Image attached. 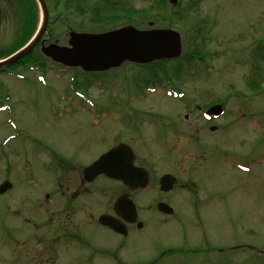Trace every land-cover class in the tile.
Masks as SVG:
<instances>
[{
	"label": "rangeland",
	"instance_id": "1",
	"mask_svg": "<svg viewBox=\"0 0 264 264\" xmlns=\"http://www.w3.org/2000/svg\"><path fill=\"white\" fill-rule=\"evenodd\" d=\"M127 1L117 12L125 20L110 26L80 19L72 10L66 21L75 30L81 25L103 31L128 20L125 11L148 7L143 0ZM188 2L182 0L175 15L168 8L152 12L159 17L154 25L180 32L184 50L194 56L191 70L190 61L184 64L182 81L170 86L158 73L171 96L162 85L140 92L129 82L140 68L128 65L88 90L75 79L77 96L68 88L73 73L64 69L0 74V183L13 184L0 195V264H264V0H199L198 10L186 13ZM48 8L51 34L63 38L67 28L58 19L65 12L55 1ZM0 10L2 51L17 38L21 6L0 0ZM201 55L204 62L195 64ZM247 76H254L249 83L260 81L258 94L247 87ZM171 89L183 96L173 97ZM218 99L225 115L208 124L198 111ZM79 103L89 108L79 111ZM254 121L259 131H252ZM188 130L200 134L189 138ZM118 140L130 141L136 163L152 180L131 194L143 228L125 237L96 222L125 189L99 178L93 194L75 200L73 212L64 208L70 197L61 194H75L81 169ZM166 173L178 179L171 194L158 189ZM159 201L174 209L172 217H159ZM60 224L80 229L58 234Z\"/></svg>",
	"mask_w": 264,
	"mask_h": 264
},
{
	"label": "water",
	"instance_id": "2",
	"mask_svg": "<svg viewBox=\"0 0 264 264\" xmlns=\"http://www.w3.org/2000/svg\"><path fill=\"white\" fill-rule=\"evenodd\" d=\"M42 13V22L36 35L22 49L11 57L0 62V68L16 62L31 53L47 30L48 9L44 0H36ZM175 5L177 0H169ZM41 53L67 67H79L84 71H106L129 61L137 64H147L153 60L172 59L181 51L179 34L173 30H138L129 26L101 34H84L71 31L67 46L52 43L41 46ZM217 115L221 106L212 107ZM134 154L125 144H119L103 153L97 160L83 170L84 180L90 182L98 176L120 181L130 190L147 187L150 181L149 172L134 166ZM160 190L168 191L175 183L172 175H163L160 180ZM9 181L0 184V194L11 188ZM114 213L101 215L98 223L112 229L114 232L126 235V228L121 223L136 221V208L127 195L118 197L113 205ZM157 209L165 214H171L172 209L165 203H158ZM142 224L137 223L140 228Z\"/></svg>",
	"mask_w": 264,
	"mask_h": 264
},
{
	"label": "trees",
	"instance_id": "3",
	"mask_svg": "<svg viewBox=\"0 0 264 264\" xmlns=\"http://www.w3.org/2000/svg\"><path fill=\"white\" fill-rule=\"evenodd\" d=\"M17 1L21 6V11L19 12L20 21L18 25L17 38L15 42L11 44V47L0 51V59L9 56L13 52L21 48L31 38L34 31L36 30V26L38 23V9L35 0H17ZM45 1L51 3L55 1L57 4H61V8L65 12V16L63 18L61 17L58 20L66 21L67 12L72 10L80 19H86V18L89 19L90 17H93L96 19L112 20V23L120 20H124L125 17L123 16L124 18L117 19L114 18L113 16H107V15L102 16V13L107 12V9L110 10L109 13H112V11H118L119 10L118 4L120 5L128 4L127 0H118V2L111 0H45ZM143 1L148 4L147 8L140 10L129 9L124 12L125 16L135 17L137 15L136 17L149 18V16L152 15L154 18L151 21L154 22V20H159L158 14H154V13L152 14V12H159L160 6H165L167 4V0H143ZM187 5L188 7L184 9V12L190 11V2ZM168 7L173 9V13L175 11L180 12L182 10L180 4L177 5L176 9H174V7H171L169 5ZM192 7H195V5L193 4ZM1 12L2 10H0V15ZM76 28L78 30H82L81 25H77ZM198 31L200 33L199 29ZM49 32H51V30H49ZM199 36L200 35H198V37ZM201 47H202L201 52L205 51L203 50L205 47L204 44ZM186 51L184 52L182 59L186 62H189L194 56ZM129 64L130 63H128V65ZM168 64H169L168 62L159 61V62H153L149 65H143L141 67L143 70L146 71L147 74H149L153 78L155 77L158 78L157 75L161 71L166 76H168L169 72L174 76H178L179 72H182L183 65L181 66L179 63L175 62V65L169 67ZM47 69L58 71L60 73H61L60 69H64L66 70V73H73L70 84V87L72 89H74L76 85L75 77L78 75V73L81 72V70L78 68L76 69L64 68L63 66L54 63L50 59L46 58L39 50H35L32 53H29L27 56H24L22 59L18 60L17 62L8 65L5 68H2L0 70V73L13 74V73H19L20 71L39 72L42 70L43 72H46ZM92 74L93 76L87 75V78L90 80L95 79L96 81L100 80L99 78L105 75V73H92ZM86 83L88 82L86 81ZM77 84L81 85L82 83L77 82Z\"/></svg>",
	"mask_w": 264,
	"mask_h": 264
},
{
	"label": "flooded vegetation",
	"instance_id": "4",
	"mask_svg": "<svg viewBox=\"0 0 264 264\" xmlns=\"http://www.w3.org/2000/svg\"><path fill=\"white\" fill-rule=\"evenodd\" d=\"M199 112L201 113V110ZM185 119L190 122V111L186 114ZM189 133H190V130H189ZM96 180L93 181V182H91V183H84L81 180L80 183H79L78 188L76 189L75 195L77 196V195H79L82 192H88L89 193L91 191V189L94 187ZM133 226L134 225H128L127 226V229L130 230ZM58 234H68V232H66V231H63V232L62 231H59Z\"/></svg>",
	"mask_w": 264,
	"mask_h": 264
}]
</instances>
